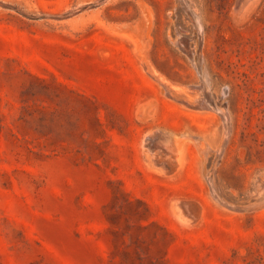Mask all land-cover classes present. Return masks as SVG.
Returning <instances> with one entry per match:
<instances>
[{"label": "rangeland", "instance_id": "rangeland-1", "mask_svg": "<svg viewBox=\"0 0 264 264\" xmlns=\"http://www.w3.org/2000/svg\"><path fill=\"white\" fill-rule=\"evenodd\" d=\"M0 264H264V0H0Z\"/></svg>", "mask_w": 264, "mask_h": 264}, {"label": "bare ground", "instance_id": "bare-ground-1", "mask_svg": "<svg viewBox=\"0 0 264 264\" xmlns=\"http://www.w3.org/2000/svg\"><path fill=\"white\" fill-rule=\"evenodd\" d=\"M197 19H198V18H197ZM195 21H196V24H197L198 21H197L196 19H195ZM199 23H200V22H199ZM198 27H199V26H198ZM178 36H179V34H178ZM176 38H177V37H176ZM177 39H178V38H177ZM177 39H176V40H177ZM179 40H180V38H179ZM173 41H174V40H173ZM177 41H178V40H177ZM177 41H176V42H177ZM182 41H183V40H181V43L184 42V41H183V42H182ZM186 41H187V40H186ZM186 41H185V42H186ZM177 43H178V42H177ZM186 44L188 45V43H186ZM188 47H189V46H188ZM196 55H197V54H196ZM196 55H195V56H196ZM193 56H194V55H193ZM192 58H193V57H192ZM198 59H199V58H198ZM198 69H199V67H198ZM200 73H201V71H200ZM199 75H201V74H199ZM201 79H202V78H201ZM203 80H204V79H203ZM205 82H206V81H205ZM200 85H201V84H200ZM201 86H202V85H201ZM202 87H203V86H202ZM202 87H201V88H202ZM201 88H200V89H201ZM166 90H167V89H166ZM166 90H165V91H166ZM206 90L208 91V89H206ZM201 91H202V90H201ZM204 91H205V89H204ZM204 91H203V92H204ZM203 92H202V93H203ZM208 92H209V91H208ZM170 94H171V93H170ZM205 95H206V93H205ZM167 96L169 97V95H167ZM208 96H209V95H208ZM172 97H174V96L172 95ZM204 99H205V98H204ZM202 102H203V101H202ZM204 102H205V101H204ZM208 102H209V101H208ZM209 103H210V102H209ZM204 104H205V103H204ZM200 105H201V103H200ZM209 105H210V104H209ZM206 107H207V106H206ZM211 107H212V106H211ZM223 113H224V111H223ZM219 114H220V113H219ZM225 118H226V117H225ZM226 119H227V118H226ZM159 131H160V130H159ZM159 131H158V132H159ZM155 132H157V131L154 130V133H155ZM160 132H161V131H160ZM167 132H168V131H167ZM167 132H166V133H167ZM150 133H151V132H150ZM162 133H165V132H162ZM169 133H170V132H169ZM169 133H167V134H169ZM225 133H226V132H225ZM152 134H153V133H152ZM172 134H173V133H172ZM174 134H176V133H174ZM181 134H182V133H181ZM148 135H149V134H148ZM150 135H151V134H150ZM157 135H158V133H157ZM169 135H170V134H169ZM185 135H189V133L186 134V132H185ZM153 136H154V135H153ZM153 136H151V137H153ZM181 136L183 137V135H181ZM192 136H193V135H192ZM147 137H149V139H150V136H147ZM158 137H160V136H158ZM173 137H174V136H173ZM195 137H196V136H195ZM154 138H155V137H154ZM184 138H185V136H184ZM189 138H191V137H189ZM189 138H187V141H188ZM198 138H199V137H198ZM224 138H225V137H224ZM175 139H176V138H175ZM200 139H201V138H200ZM200 139H199V140H200ZM225 139H226V138H225ZM151 140H152V139H151ZM157 140H158V138H156L155 141H157ZM160 140H161V139H160ZM194 140H195V139H194ZM148 141H149V140H148ZM152 141H153V140H152ZM152 141H151V143H152ZM155 141H154L153 143H155ZM161 141H162V140H161ZM173 141H174V140H173ZM190 141H191V142H194V141H192V140H190ZM195 141H196V140H195ZM200 141H201V140H200ZM203 141H204V139H203ZM174 142H175V141H174ZM184 142H185V141H184ZM188 142H189V141H188ZM196 142H198V140H197ZM153 143H152V144H153ZM177 143H178V140H177L176 143H174V144L177 145ZM200 143H202V141H201V142H198V145H199ZM203 143H204V142H203ZM205 143H206V142H205ZM145 144H146V143H145ZM184 144H185V143H184ZM193 144H194V143H193ZM195 144H196V143H195ZM195 144H194V145H195ZM172 145H173V144H172ZM200 145H201V147H202L203 144H200ZM155 146H156V144H155ZM196 146H197V145H196ZM149 147H151V146H149ZM157 147H158V145H157ZM205 147H206V148H207V147L209 148L208 144H207V146H205ZM205 147H203V148L205 149ZM208 148H207V149H208ZM219 148H220V147H219ZM197 149H198V151H199V153H200L199 148H197ZM169 150H170V149H169ZM219 150H220V149H219ZM155 151H156V150H155ZM171 151H173V150H171ZM174 151H175V150H174ZM174 151H173V152H174ZM176 151H177V150H176ZM178 151H179V150H178ZM178 151H177V152H178ZM208 151H209V150H208ZM166 152H167V151H166ZM203 152H204V150H203ZM217 152H218V151H217ZM171 153H172V152H171ZM206 153H207V152H206ZM218 153H219V152H218ZM176 154H177V153H176ZM173 156H174V155H173ZM218 157H219V156H218ZM216 163H217V162H216ZM216 165H217V164H216ZM210 173H211V172H210ZM210 177H211V174H210ZM211 178H213V177H211ZM261 179H262V177H261ZM258 184H259V183H258ZM258 187H259V186H258ZM221 202H222V201H221ZM233 206H234V205H233ZM229 207H230V206H229ZM238 209H240V208H238ZM247 209H248V208H247Z\"/></svg>", "mask_w": 264, "mask_h": 264}]
</instances>
